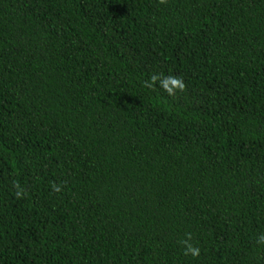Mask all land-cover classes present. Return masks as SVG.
Returning a JSON list of instances; mask_svg holds the SVG:
<instances>
[{
	"label": "trees",
	"instance_id": "16d2710c",
	"mask_svg": "<svg viewBox=\"0 0 264 264\" xmlns=\"http://www.w3.org/2000/svg\"><path fill=\"white\" fill-rule=\"evenodd\" d=\"M262 235L264 0H0V264H264Z\"/></svg>",
	"mask_w": 264,
	"mask_h": 264
},
{
	"label": "clouds",
	"instance_id": "9594fccd",
	"mask_svg": "<svg viewBox=\"0 0 264 264\" xmlns=\"http://www.w3.org/2000/svg\"><path fill=\"white\" fill-rule=\"evenodd\" d=\"M169 84H172L174 86L178 85L179 87H183L182 84H179V82L174 80V79H172L170 81H165L164 88L167 89L169 91V93H171V91H172V89L169 87ZM259 239L261 241H264V235L260 236ZM198 251H199L198 249L192 248L191 246H188L186 249V253H191V255H193V256H196L198 254Z\"/></svg>",
	"mask_w": 264,
	"mask_h": 264
}]
</instances>
